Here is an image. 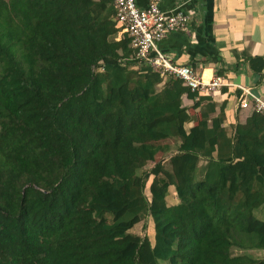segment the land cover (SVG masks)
<instances>
[{
    "label": "trees",
    "instance_id": "trees-1",
    "mask_svg": "<svg viewBox=\"0 0 264 264\" xmlns=\"http://www.w3.org/2000/svg\"><path fill=\"white\" fill-rule=\"evenodd\" d=\"M114 16L0 0V264H264L231 252L264 249V116L229 134L225 103L163 78ZM242 60L261 81L264 54ZM166 139L168 168L143 170ZM146 216L153 239L131 231Z\"/></svg>",
    "mask_w": 264,
    "mask_h": 264
},
{
    "label": "crops",
    "instance_id": "crops-1",
    "mask_svg": "<svg viewBox=\"0 0 264 264\" xmlns=\"http://www.w3.org/2000/svg\"><path fill=\"white\" fill-rule=\"evenodd\" d=\"M135 2L143 8L148 0ZM179 5L190 14L189 29L186 35L168 34L162 42L163 48H167L166 54L175 62L192 66L206 81L217 77L216 68L223 70L219 76L222 85L209 96L218 105L225 103L224 125L226 128L230 125L232 132L233 126L244 123L251 113V109L238 106L241 87L264 98V70L261 81L257 82L260 75L252 73L242 60L245 55L264 54V0H161L159 4L161 10ZM215 55L221 61L209 62ZM187 99L183 97L185 106Z\"/></svg>",
    "mask_w": 264,
    "mask_h": 264
},
{
    "label": "built area",
    "instance_id": "built-area-1",
    "mask_svg": "<svg viewBox=\"0 0 264 264\" xmlns=\"http://www.w3.org/2000/svg\"><path fill=\"white\" fill-rule=\"evenodd\" d=\"M160 1L148 0L147 6L140 8L135 0H113L115 9L113 18L119 27L118 35L128 33L132 37L131 44L137 49V56L148 62L163 78L167 76L181 78L183 84L192 92L209 96L222 85L221 77L206 81L194 68L174 62L158 47L159 42L169 33L188 31L190 22L189 12L181 5L171 10H161ZM241 90L238 106L240 108L250 106L255 113L264 116V98L253 95L248 88L241 87ZM247 97L251 99L248 100Z\"/></svg>",
    "mask_w": 264,
    "mask_h": 264
},
{
    "label": "rangeland",
    "instance_id": "rangeland-1",
    "mask_svg": "<svg viewBox=\"0 0 264 264\" xmlns=\"http://www.w3.org/2000/svg\"><path fill=\"white\" fill-rule=\"evenodd\" d=\"M118 38L119 35L117 34ZM165 80V79H164ZM163 82L159 85L158 88L162 87ZM188 103H186V107L188 108V111L190 114H192L194 117L198 118V110L192 108V104L193 101L191 102V100L187 99ZM185 101V100H184ZM248 109H251L250 106L248 107ZM253 111V110H252ZM253 114H255V112H251L250 116L248 118H250ZM256 115V114H255ZM246 119L244 123H248L249 119ZM195 124V121H191L189 123L185 124V128L188 129L191 125ZM227 131L229 134H231V128L230 125L227 126ZM158 144H160L162 146L163 150H167L168 146H170L172 149L169 151H161L159 154H157L155 161L154 162H149L147 164V166L145 167V169L143 170H149L150 168H152L154 166L155 163L157 162H161L163 163L165 168H168V162H169V158L170 156L173 154V152H175V147H176V141L174 139H166V140H161L159 142H157ZM205 162L204 161H200L198 166H199V176H201L202 174V170L204 167ZM141 171H139L140 173ZM153 180V176H150L148 178V180L146 181V187H145V194L150 197V186ZM169 193H168V198H167V202L169 204L175 203L176 202V193L174 191V187L171 186V188L169 189ZM178 201V200H177ZM256 214L259 217H262V214L256 212ZM132 232L143 236V235H147L148 237H150L151 239H153L154 236V228H153V222L152 219L149 216L144 217L139 223L135 224L132 229ZM232 255H245L248 257H253V258H264V249L261 250H257V249H247V250H241L239 248H232Z\"/></svg>",
    "mask_w": 264,
    "mask_h": 264
},
{
    "label": "clouds",
    "instance_id": "clouds-1",
    "mask_svg": "<svg viewBox=\"0 0 264 264\" xmlns=\"http://www.w3.org/2000/svg\"><path fill=\"white\" fill-rule=\"evenodd\" d=\"M251 108V107H250ZM252 109V108H251ZM253 110V109H252ZM254 112V111H253Z\"/></svg>",
    "mask_w": 264,
    "mask_h": 264
}]
</instances>
